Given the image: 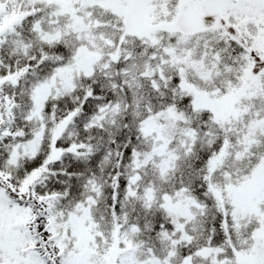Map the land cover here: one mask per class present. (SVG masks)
I'll use <instances>...</instances> for the list:
<instances>
[{"label": "snow or ice", "instance_id": "obj_1", "mask_svg": "<svg viewBox=\"0 0 264 264\" xmlns=\"http://www.w3.org/2000/svg\"><path fill=\"white\" fill-rule=\"evenodd\" d=\"M0 264H264V0H0Z\"/></svg>", "mask_w": 264, "mask_h": 264}]
</instances>
